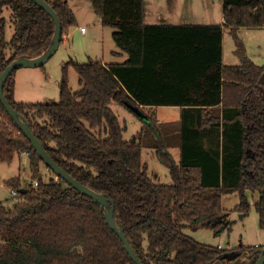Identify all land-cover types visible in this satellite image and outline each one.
Segmentation results:
<instances>
[{
	"label": "trees",
	"instance_id": "16d2710c",
	"mask_svg": "<svg viewBox=\"0 0 264 264\" xmlns=\"http://www.w3.org/2000/svg\"><path fill=\"white\" fill-rule=\"evenodd\" d=\"M46 1L62 21L63 39L77 16L68 0ZM91 3L128 57L64 63L60 98L49 102L17 101L15 69L4 85L6 97L59 165L113 198L117 223L145 264H223L218 260L231 249L199 241L185 228L221 230L222 195L238 191L237 208L247 210L245 192L251 190L258 194L255 208L264 229V98L258 82L264 64L247 54L238 33L240 26L264 27V0H223L224 22L207 24L147 23L144 0ZM6 11L14 27L10 40L4 36ZM226 26L239 64L223 63ZM55 28L34 0H0V73L15 58L47 50ZM71 65L79 75L76 91L69 85ZM114 101L182 107L179 162L155 130L156 154L173 183L151 178L144 130L125 139ZM149 117L145 125L152 130ZM24 153L32 182L24 184L20 175L6 180L18 196L12 204L0 201V264H137L110 227L105 207L44 162L0 101V161ZM42 165L54 175L46 178ZM262 248L235 249L246 250V264H255Z\"/></svg>",
	"mask_w": 264,
	"mask_h": 264
},
{
	"label": "rangeland",
	"instance_id": "374dc122",
	"mask_svg": "<svg viewBox=\"0 0 264 264\" xmlns=\"http://www.w3.org/2000/svg\"><path fill=\"white\" fill-rule=\"evenodd\" d=\"M88 0H71L70 5L75 10L78 18L83 22L87 34H83L81 28L72 26L67 38L59 45L57 51L43 66L21 67L16 70L15 98L17 101L26 102H49L58 101L60 98V83L63 76V65L66 62L76 60L77 62H89L102 59L113 60L109 51L118 48L113 36L109 33L113 28L106 26L102 34L97 26L98 19L91 18L93 15ZM147 19L150 15L160 18L165 15L164 21H208L219 20L223 13V0H144ZM7 21L4 29L6 40H10L14 33V27L9 20V12L6 11ZM83 20V21H82ZM241 38L245 42L247 54L257 63L264 64L261 52L264 50V28H243ZM225 58L226 64H239L240 59L235 54V41L230 29L225 31ZM9 53V50H7ZM93 58V59H91ZM69 85L72 90L80 89L79 75L74 66L68 69ZM111 108L119 117L121 123L126 126L124 138L131 140L137 137L139 131L144 130L143 136V159L148 162L149 174L157 183H173L170 168L158 158L156 144L157 130L168 150L173 154L176 161H180V126L181 109L177 105L143 106L142 109L153 118V129L130 107L118 102H112ZM138 141H140L138 139ZM46 178L54 175L53 171L45 165L41 167ZM21 175L22 182H32V170L29 167V155L16 154L10 162L0 161V201L12 204L17 200V194L13 193L6 180ZM248 201L247 210L237 208L241 201L238 191L227 192L222 195V205L226 209L224 227L217 231L208 228L185 231L195 239L214 245H221L224 249L236 251L233 257L221 258L219 263L223 264H246L250 262L249 253L239 251L235 248L244 245L255 248L264 247V229L260 227L259 215L255 208L258 198L256 192L247 190L245 192Z\"/></svg>",
	"mask_w": 264,
	"mask_h": 264
},
{
	"label": "water",
	"instance_id": "95a60500",
	"mask_svg": "<svg viewBox=\"0 0 264 264\" xmlns=\"http://www.w3.org/2000/svg\"><path fill=\"white\" fill-rule=\"evenodd\" d=\"M40 6H42L54 19L56 28L55 33L53 35L51 44L42 54L35 57H18L13 59L5 69L0 73V101L3 103L5 108L7 109L10 116L13 118L15 123L22 129V131L26 134V136L32 142L35 150L38 155L44 160V162L58 175L66 179L70 184L75 186L81 192L91 196L96 202L100 203L106 209V218L110 225V227L116 231L121 240L124 242L125 247L133 260L137 264H145L135 252L133 246L128 241V238L125 234L124 229L117 223L115 218L114 210H115V201L112 197L108 196L103 192L96 191L92 187L83 184L78 179H76L73 175H71L65 168L59 165L52 156L47 152L42 142L35 135L32 130L29 122L25 117H23L12 105L11 101L6 97L4 93V85L7 81L10 74L15 70L21 67H29V66H42L44 63L49 60L53 54L57 51L63 33V25L60 17L58 16L55 9L49 4L46 0H34ZM259 88L264 98V71L259 78ZM128 106L146 123H150L149 115L138 105L128 102ZM234 255H237L236 251H228L225 253V257L230 258ZM255 264H264V247L261 249V253Z\"/></svg>",
	"mask_w": 264,
	"mask_h": 264
},
{
	"label": "crops",
	"instance_id": "0c3cea01",
	"mask_svg": "<svg viewBox=\"0 0 264 264\" xmlns=\"http://www.w3.org/2000/svg\"><path fill=\"white\" fill-rule=\"evenodd\" d=\"M69 1V3H70V1L71 0H68ZM89 2H90V4L91 5H89V8H91V10H92V14L93 15H91L92 17L91 18H93V20H95V18L96 19H98V22H97V26L100 28V32L103 34L104 33V31H105V28H106V26H103L102 25V22H101V18L96 14V12L94 11V9H93V6H92V3H91V0H88ZM88 1H87V3H88ZM72 7V6H71ZM73 9V8H72ZM74 10V9H73ZM74 12H75V10H74ZM75 14H76V12H75ZM76 16H77V14H76ZM144 18H145V21L147 22V23H167V24H179V23H193V24H201V23H205V24H207V23H223L224 22V13H222V15L220 16V18H219V20H208V21H198V22H194V21H181V20H173V21H171V22H167V21H164V19H165V15H162L160 18H157V17H155V15H150V19H147V16H146V12H145V7H144ZM77 25H75L74 27H76V28H78V27H80L81 28V31H82V33L83 34H87V32H88V29H86L85 28V30L83 31L82 30V27H85L84 26V24H83V22H81V20L78 18V16H77ZM83 21V20H82ZM230 29V33H231V27H228V26H226L225 28H224V31H223V43H222V45H223V61H224V58H225V50H224V46H225V37H224V35H225V31H226V29ZM243 28H258V27H247V26H240L239 27V29H238V33H239V35L241 34V31H242V29ZM261 28H264V27H261ZM111 35H112V33H113V29L109 32ZM68 34H69V31L63 36V39H62V41H64L65 40V38H67V36H68ZM240 37H241V35H240ZM62 41H61V43H62ZM60 43V44H61ZM59 48V47H58ZM234 52H235V50H234ZM109 54H110V56H112L113 57V60H106L105 59V57H103L102 59H97V60H103L104 62H123L127 57H128V55L126 54V53H124V52H122L121 51V49L118 47V48H111L110 49V51H109ZM261 55H262V57H264V50L261 52ZM91 59H93V58H91ZM48 61V60H47ZM46 61V62H47ZM73 61H75V62H77L76 60H73ZM45 62V63H46ZM45 63H44V65H45ZM224 63V62H223ZM226 64V63H225ZM261 65V64H260ZM263 65V64H262ZM14 96H15V93H14ZM16 99V98H15ZM145 107H148V106H145ZM181 110H182V107L181 106H178ZM21 176V175H20Z\"/></svg>",
	"mask_w": 264,
	"mask_h": 264
},
{
	"label": "built area",
	"instance_id": "2783aa9c",
	"mask_svg": "<svg viewBox=\"0 0 264 264\" xmlns=\"http://www.w3.org/2000/svg\"><path fill=\"white\" fill-rule=\"evenodd\" d=\"M82 30L84 31L85 27H82ZM33 183H34V185H38V180H34ZM13 193L17 194V191L15 189H13ZM219 246L221 247V245H219Z\"/></svg>",
	"mask_w": 264,
	"mask_h": 264
}]
</instances>
